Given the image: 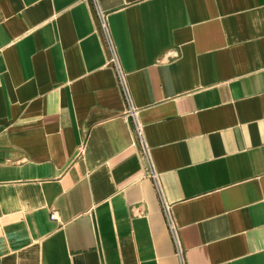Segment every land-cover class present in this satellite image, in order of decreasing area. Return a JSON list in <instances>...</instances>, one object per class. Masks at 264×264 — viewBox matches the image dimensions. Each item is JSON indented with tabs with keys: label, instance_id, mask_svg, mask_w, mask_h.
I'll return each instance as SVG.
<instances>
[{
	"label": "crops",
	"instance_id": "0c3cea01",
	"mask_svg": "<svg viewBox=\"0 0 264 264\" xmlns=\"http://www.w3.org/2000/svg\"><path fill=\"white\" fill-rule=\"evenodd\" d=\"M0 264H264V0H0Z\"/></svg>",
	"mask_w": 264,
	"mask_h": 264
},
{
	"label": "built area",
	"instance_id": "2783aa9c",
	"mask_svg": "<svg viewBox=\"0 0 264 264\" xmlns=\"http://www.w3.org/2000/svg\"><path fill=\"white\" fill-rule=\"evenodd\" d=\"M99 18H100L101 28L103 29L108 39V42H109V47L111 50V58H110L111 65L115 68L121 80V84L123 86L125 97L127 101H129V108L127 110V116L130 118L133 124L135 133L137 135V142L140 147V150L148 162L147 173L154 181L155 187L160 195L161 202H162V211L167 221L169 230L171 231L175 239L177 249L179 252H182V248H181L179 237H178V228H177L176 222L172 214V205L164 197L162 184H161V175L154 165V160H153V156L151 153L150 145L145 135L144 125L139 120L138 108L135 105H133V103L131 102V94L126 84L124 71L121 67V63L119 60V56L116 52L115 46L110 38V32H109V28H108L107 21H106V15L102 11H99ZM51 217L55 218L56 217L55 213H52Z\"/></svg>",
	"mask_w": 264,
	"mask_h": 264
}]
</instances>
